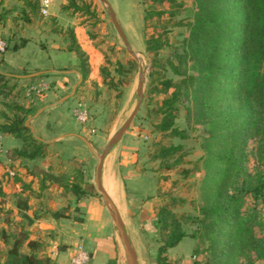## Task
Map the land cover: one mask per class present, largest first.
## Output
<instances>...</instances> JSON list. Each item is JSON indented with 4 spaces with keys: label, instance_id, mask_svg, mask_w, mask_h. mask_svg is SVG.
<instances>
[{
    "label": "trees",
    "instance_id": "trees-1",
    "mask_svg": "<svg viewBox=\"0 0 264 264\" xmlns=\"http://www.w3.org/2000/svg\"><path fill=\"white\" fill-rule=\"evenodd\" d=\"M68 1L73 4L74 0ZM146 1L151 10H145L144 25L149 17H173L176 13L174 7L181 5L180 0ZM190 1L192 21L187 24L188 32L180 47L173 53L176 64L167 60V67L179 78L175 81L170 78L159 80L158 93L164 97L158 107L160 117L154 124V130L169 132L170 136L180 134L173 126L179 100H190L193 109L206 117L202 121L206 125V136L202 142L205 156L202 158L203 174L199 186L201 203L198 213L192 216L197 232L191 236L206 244L204 264H241L239 259H244L245 264L256 260L264 264V228H260L255 210L257 200L264 193V177L258 171L252 172L246 164L255 153L261 156L264 148V0ZM163 3L167 7L159 8ZM34 5L39 14L37 0ZM20 37V40L8 38L7 43L4 41L6 46L1 53L15 51L27 42L31 43L30 38ZM90 38L93 39V35ZM67 40L65 50L75 56L81 81H85L89 74L87 55L77 43L73 31L68 32ZM165 43L161 34L156 32L144 39L145 49L152 58ZM114 45L109 46L110 52H114ZM98 49L104 57L98 68V84L108 91H117L120 96L129 84L135 62L119 46L115 49L121 55L113 60L108 50L100 46ZM159 67L161 70L165 68L164 65ZM35 77L21 78L0 71V95L12 92V86L6 89L11 81L16 83ZM15 108L21 113H15L0 124L1 134L20 140L18 146L6 151V157L12 161L45 157L50 143L33 137L24 125L27 115L36 108L24 109L18 104ZM180 149L179 144H158L151 153L152 160L158 161L162 170H170L181 160L179 156L171 161L168 159ZM75 153L73 150L68 160L59 158L58 173L74 178L75 182L70 185L74 195L72 210H78L80 215L76 212L71 215L66 202L61 210L51 211L47 208L37 210L41 204L36 202H16L15 209L20 212V217L17 220L6 218L4 227L0 229V264H54L55 257L45 251L53 239L52 229L33 225V222L82 220L86 206L82 210L80 205H85L82 199L86 198L88 191L79 185V181L91 187L85 174L89 170V158L76 157ZM193 168H181L183 177L188 178L194 172ZM15 171L16 168L13 175H16ZM48 178L60 189H66V183L53 174H48ZM153 219V227L159 236L153 264H167L168 249L184 236L181 226L185 219L177 217L171 206L165 204L155 209Z\"/></svg>",
    "mask_w": 264,
    "mask_h": 264
},
{
    "label": "rangeland",
    "instance_id": "rangeland-1",
    "mask_svg": "<svg viewBox=\"0 0 264 264\" xmlns=\"http://www.w3.org/2000/svg\"><path fill=\"white\" fill-rule=\"evenodd\" d=\"M180 2V6L174 7L176 13L173 17L168 18L166 15L160 18L149 17L145 25L142 20L143 15L145 10H151L148 1L121 0L119 12L117 11L127 30L126 35L130 45L137 53L136 55L145 70L141 102L123 137L124 146L136 154L132 164L140 176L135 179L128 176L123 184L124 192L129 191L128 204H130V214L135 223L136 232L133 234V238L136 244L141 245L143 249V252L142 249L138 251V264H153L156 247L159 244V236L153 227V213L155 209L164 204L171 206L177 217L182 220L185 219L181 226L184 236L175 246L168 249L166 253L167 264H204V260L207 258L206 244L191 236L197 232V224L192 220V216L198 213L197 208L201 203L199 186L203 174L202 158L205 156L202 142L206 136V125L202 121L206 117L201 116L193 109L190 100H179L173 126L180 134L170 136L169 132L161 133L154 130V124L160 117L157 113L158 107L164 97V94L158 93L159 80L170 78L175 81L179 78L167 67V60H173L175 49L180 47L182 39L187 35V24L192 21L193 6L191 1L180 0ZM34 4L35 0H0V39L7 43L8 38L20 40V36L28 37L31 39L28 53L33 49L42 48L46 52L49 50L58 51L60 48H62L61 51H66L68 32L73 31L68 22L74 21L83 25L87 37L101 54L102 62L104 57L98 46L108 50L112 60L121 55L115 48L116 46L123 48L122 43L98 0H74L73 4L68 0H55L47 16H40ZM166 7L165 3L159 5V8ZM153 32L161 34L166 42L154 58L146 51L144 45L145 37ZM90 35H93V39L90 38ZM113 43L116 46L114 45V52H110L109 46ZM8 45L10 46L11 43L8 42ZM129 57L131 58V56ZM75 62L71 66L77 69L76 58ZM152 62L156 63L153 68L152 64L154 63ZM173 64H176L174 60ZM161 65L165 67L162 70L159 67ZM67 66L69 67V65ZM66 68L57 67L55 69L65 70ZM137 68L135 62L129 84L120 96H118L117 91H108L104 86L98 84L99 76L97 80L87 76L85 81H81L76 86L73 95L59 103L58 108L62 109V115L58 118L61 120L53 119L57 112L50 110L49 104L69 93V88L64 89L62 87L64 81L65 85L68 83L65 80L68 78L65 72L53 73L50 71L48 76L39 74L40 76L38 75L33 79L8 83L6 89L12 86V92L6 96L0 95V124L6 119L12 118L15 113H21L16 110V104L24 109L36 108L27 115L26 119H29L37 109L44 107L41 112L44 111L47 117L45 116L39 121V133L44 129H47L49 133L40 136L34 132V135L46 140L50 146L47 148L45 157L23 158L11 164L2 163L0 159V229L4 227L6 218L17 220L20 217V212L15 209V203L18 201L27 200L29 204H35V202L41 204V208L37 209L39 211H43V208L50 211L61 210L66 202L70 206V214L74 215L73 212H76L72 210L74 195L70 190V185L75 180L58 173L59 158L68 160L72 156L73 150L76 152V157L88 156L89 158V170L85 174L88 182L91 183V187L88 188L82 181H79V185L85 188L89 195L100 199L92 183L95 165L93 154L77 138L62 136L65 134L63 126H70L71 132L83 135L99 153L135 103L133 88ZM33 70L35 72L40 69L35 67ZM262 71L264 72V66H262ZM78 107H83L86 110L87 118L83 123L78 122L73 116V110ZM28 123L30 124V121ZM52 138L55 140L50 141ZM14 139L16 146H18L20 140L15 137ZM158 144L163 146L179 144L181 146V149L175 151L168 159L171 161L178 156L180 157L181 161L175 164L174 168L162 170L158 161L152 160L151 153ZM248 144L251 146V141ZM1 157L7 158L6 152H3L2 144ZM246 164L252 172L258 171L264 177V148H262L261 156L255 153ZM14 168H16V175L12 173ZM181 168H193L194 172L188 178H184L183 172L180 171ZM122 171L120 175L123 179L125 172L124 169ZM48 174H53L58 180L66 183V189H60L55 182L48 178ZM43 186L45 187L43 188ZM134 189L138 192L135 193ZM63 191L65 192L63 193ZM143 205L148 208V213L140 215V217L136 216L138 207ZM80 206L83 210L84 205L81 204ZM255 210L257 211V219L261 223L260 228L263 229L264 193L257 200ZM75 214H78V210ZM255 232L258 233V230ZM239 260L241 264H245L244 259ZM252 264L263 263L256 260Z\"/></svg>",
    "mask_w": 264,
    "mask_h": 264
},
{
    "label": "crops",
    "instance_id": "crops-1",
    "mask_svg": "<svg viewBox=\"0 0 264 264\" xmlns=\"http://www.w3.org/2000/svg\"><path fill=\"white\" fill-rule=\"evenodd\" d=\"M108 2L114 10L125 34H127L123 21L117 14V11L119 12L120 9L119 3L121 0H108ZM68 25L72 27L77 43L88 57V77L93 80H97L98 68L102 62L101 54L92 45L91 40L84 32L82 24L70 21L68 22ZM29 45L30 42H27L26 45L19 47L15 51H5L4 53H0V71L6 74L22 75L34 72L33 69L35 67H39L40 70L38 71H41L42 73L65 72L68 77L65 80L68 81V83H66V85L63 84L62 87L64 89H70L78 79V70L71 66L76 63L75 57L68 51L60 50H49L46 52L43 49H33L28 53L27 50ZM67 65H69V67ZM57 67L67 68L65 70H57L55 69ZM52 103L49 104V107L51 108L50 110H53L55 113L57 112L55 116H53V119L55 120V118L57 119L60 115H62V109L58 108L60 105L59 103L51 105ZM45 116L47 117L43 111L35 118L29 120L33 131L40 136H45L49 133L47 129H44V131L39 133V121H41V119ZM58 120L61 119L58 118ZM58 123L60 124V121H58ZM63 128L64 133L71 132L70 126L65 125ZM124 135L125 133L118 143L105 156L102 166L101 179L104 189L110 196L122 218L138 261V251L142 249V246L136 244L133 238V234L136 232L135 223L132 219V215L130 214V204H128V198H130L128 194L129 191L126 190V193L124 192L123 184L125 182V178L128 176L132 179L140 176L139 173L134 170V165L132 164L135 161L134 156L136 154L133 150L124 146ZM0 142L2 144L3 152H6L9 148L16 146V140L13 136L1 134ZM0 159L2 163L5 164H11L14 162L8 158L3 159L1 157ZM123 169L125 177L122 179L120 172L122 173ZM134 192L137 193L138 191L134 189ZM82 203L85 204L84 206H86V209L81 215L82 220L80 222L62 223L61 221L56 222L53 220H36L33 222V225L52 229L53 239L50 241V244L45 247V251L52 252V249L55 247V251L57 249L56 253L54 255L51 253L52 257H55L54 264H70L69 257L74 252L75 247L78 244H81L89 253V260L86 264H124V261L121 258L117 236L111 226L110 219L101 200L93 195H86V198L82 199ZM138 208L136 216L140 217V215H146L148 213V208L144 205Z\"/></svg>",
    "mask_w": 264,
    "mask_h": 264
},
{
    "label": "water",
    "instance_id": "water-1",
    "mask_svg": "<svg viewBox=\"0 0 264 264\" xmlns=\"http://www.w3.org/2000/svg\"><path fill=\"white\" fill-rule=\"evenodd\" d=\"M98 1L101 4V6H102V8L106 14L108 21L111 23L112 27L115 30V33L119 37L125 52L129 56H131V58L137 63L138 68H137V73H136V78H135V83H134V88H133V95L135 97V103H134L132 109L130 110V112L128 113V115L126 116V118L119 125V127L112 133V135L108 138V140L106 141L102 150L99 153H97L95 151L93 144L81 134L69 132V133L63 134L62 136H73V137L77 138L86 146V148L89 150V152L91 154H93V156L95 158V165L93 168L92 183H93L95 190L97 191V193L100 196V200H101V202H102V204H103V206H104V208L108 214V217L110 219L111 226H112V228H113V230L117 236V241H118V245H119V249H120L121 258L124 261V264H138V261L136 258V253H135L134 247L132 245V242L130 240L129 234L125 229L124 223L122 221V218H121L116 206L114 205L110 196L108 195V193L106 192V190L104 189V187L102 185L101 177H102V166H103V161H104L105 156L121 139V137L125 133L126 128L128 127L129 123L131 122V120L133 119V117L135 116V114L139 108L141 98H142V94H143L145 70H144V67L142 66V64L140 63V61L136 55L137 53L132 49L130 42H129L119 20L117 19L114 10L112 9L110 3L108 2V0H98ZM41 73H42L41 71H35V72L22 74V75H15V76H18L21 78H31V77L38 76ZM77 75H78V79L71 86L69 93L61 96L58 100L53 102L51 105L61 103V102L65 101L68 97L73 95V93L76 89V86L81 82L80 73L77 72ZM43 109H44V107L37 109L29 119H26L24 121V125H26L29 128L33 137H35L36 139L41 140V141H46V140L34 135L33 128L28 123V121L30 119L36 117ZM52 140H55V138H52L50 141H52Z\"/></svg>",
    "mask_w": 264,
    "mask_h": 264
},
{
    "label": "built area",
    "instance_id": "built-area-1",
    "mask_svg": "<svg viewBox=\"0 0 264 264\" xmlns=\"http://www.w3.org/2000/svg\"><path fill=\"white\" fill-rule=\"evenodd\" d=\"M54 1L55 0H48V3L44 4L42 0H37L39 14L42 16L49 15L50 9L54 5ZM5 46H6L5 42L2 39H0V53L4 51ZM73 116L78 122L83 123L87 118L86 110L83 107H78L73 110ZM0 151H1V142H0ZM51 253L53 255L56 253L55 247L54 249H52ZM88 260H89V253L81 244H78L75 247L74 252L69 257L70 264H86Z\"/></svg>",
    "mask_w": 264,
    "mask_h": 264
},
{
    "label": "clouds",
    "instance_id": "clouds-1",
    "mask_svg": "<svg viewBox=\"0 0 264 264\" xmlns=\"http://www.w3.org/2000/svg\"><path fill=\"white\" fill-rule=\"evenodd\" d=\"M42 2H43L44 4H47V3H48V0H42Z\"/></svg>",
    "mask_w": 264,
    "mask_h": 264
},
{
    "label": "bare ground",
    "instance_id": "bare-ground-1",
    "mask_svg": "<svg viewBox=\"0 0 264 264\" xmlns=\"http://www.w3.org/2000/svg\"><path fill=\"white\" fill-rule=\"evenodd\" d=\"M139 59V58H138ZM139 61H140V59H139ZM118 192V191H117Z\"/></svg>",
    "mask_w": 264,
    "mask_h": 264
}]
</instances>
